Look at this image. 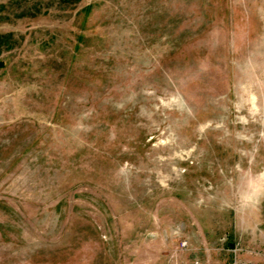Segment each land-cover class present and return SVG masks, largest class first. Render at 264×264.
I'll return each mask as SVG.
<instances>
[{
    "label": "rangeland",
    "instance_id": "rangeland-1",
    "mask_svg": "<svg viewBox=\"0 0 264 264\" xmlns=\"http://www.w3.org/2000/svg\"><path fill=\"white\" fill-rule=\"evenodd\" d=\"M264 253V0H0V264Z\"/></svg>",
    "mask_w": 264,
    "mask_h": 264
},
{
    "label": "crops",
    "instance_id": "crops-1",
    "mask_svg": "<svg viewBox=\"0 0 264 264\" xmlns=\"http://www.w3.org/2000/svg\"><path fill=\"white\" fill-rule=\"evenodd\" d=\"M238 264H264V253L242 252Z\"/></svg>",
    "mask_w": 264,
    "mask_h": 264
}]
</instances>
